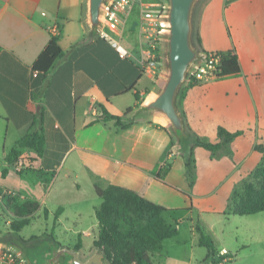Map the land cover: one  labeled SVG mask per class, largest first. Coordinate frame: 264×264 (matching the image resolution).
Listing matches in <instances>:
<instances>
[{"label":"crops","instance_id":"crops-1","mask_svg":"<svg viewBox=\"0 0 264 264\" xmlns=\"http://www.w3.org/2000/svg\"><path fill=\"white\" fill-rule=\"evenodd\" d=\"M143 9V0H137L119 13L117 23L101 24L99 32L93 33L86 21V0H0V120L4 122L0 158L5 162L6 175L12 171L24 177L34 171L40 180H45L43 192L42 182L26 185L23 177L16 180L17 190L0 187L19 194L23 198L20 203L38 202L35 213L47 209L49 215L44 197L56 187L59 177L77 191L83 180L94 189L114 184L168 209L178 208L149 198L154 188L156 194L160 185L172 186L169 177L174 164L161 180L144 165V152L141 157L134 156V148L139 145L141 149L157 146L163 151L167 146L161 144L159 135L151 136L153 132H163L162 139L169 140L168 156L175 153L184 164L180 144L172 143L175 135L168 122L165 120V126L157 125L154 119L137 123L138 118L147 116L144 114L123 129L113 119L103 118L106 111L130 119L133 111L155 93L158 79L143 66L147 49L140 27ZM53 26L57 32L52 31ZM197 29L204 51L234 49L241 70L193 86L184 83L178 107L192 131L212 142L217 141L218 126L243 133L231 142V157L216 160L207 149L194 148L196 179L191 188L185 178V165L183 170L187 186L183 193H189L191 200L187 198L192 202L183 209L191 221L194 214L224 216L231 190L263 156L253 146L255 142L264 145V0H203ZM51 37H56L63 55L54 60L47 73H38L32 64ZM117 44L128 49L129 55L122 57ZM129 107H134L133 111L124 115ZM38 110L43 114L45 136L42 155L21 148L18 159L8 163L6 155L26 133ZM9 133L12 137L7 141ZM17 161L26 166L17 169ZM172 214L168 216L176 218L178 224L183 221ZM56 223L59 224L58 216ZM93 225L97 228L96 218ZM191 232L193 242L199 245L193 229ZM91 233L94 240L97 229L95 233L89 228L78 232L83 244ZM13 246L21 252L26 247ZM222 250L233 258L234 254L224 247H216L215 257L220 258ZM23 256L29 264L24 253Z\"/></svg>","mask_w":264,"mask_h":264},{"label":"trees","instance_id":"trees-1","mask_svg":"<svg viewBox=\"0 0 264 264\" xmlns=\"http://www.w3.org/2000/svg\"><path fill=\"white\" fill-rule=\"evenodd\" d=\"M194 40L197 47H201L199 31L196 28ZM220 61L216 66L217 78L238 74L240 65L236 51L229 49L219 51ZM63 55V51L57 43L56 37H51L45 48L40 52L32 69L38 73L45 74L53 64L54 60ZM159 80V79H158ZM185 83L193 86L197 83L190 80L188 76ZM179 95V99L181 97ZM135 99H141L135 95ZM138 105V104H137ZM135 105V107H137ZM129 107L124 112L127 115L133 111ZM183 118L185 114L181 111ZM113 119L115 125L120 128H128L135 120H129L126 116H118L103 113V118ZM137 119V118H136ZM162 127V126H159ZM185 128L189 134L186 142L181 144L180 150L185 158V178L191 188L196 179V160L194 148L196 146L207 149L213 159H220L222 156H232L231 142L243 131H229L222 126L217 127V141L212 142L207 137L200 136L189 127L185 119ZM177 139L173 138L172 143ZM178 142V141H177ZM45 136L43 127V114L41 110L34 113V118L26 133L17 141L6 155L8 163H14L20 154V149H29L41 156L44 151ZM254 149L264 154V146L255 142ZM261 161L243 177L231 190L224 213L236 215H251L264 211V164ZM171 164H164L157 172V179H164ZM7 168L1 171L6 175ZM96 194L102 199L101 203L94 208V215L97 220V234L93 240L94 247L100 248L107 261V264H153L154 252L162 248L163 241L178 235V222L176 218H170L166 214L171 210L163 205L157 204L142 194L131 189L109 184L106 187H95ZM191 200V195L187 193ZM12 198L5 189L0 187V200ZM190 206L192 202L190 201ZM39 203L36 201H24L15 206L13 218L10 221V229L16 233L17 245L23 247L28 240L19 235L21 229L28 225L33 214L38 210ZM63 210L59 206L54 214L52 230L48 237L53 238L52 232L57 224V216ZM44 215L47 209L43 210ZM198 236V243L207 249V258L214 257L216 247L212 237L195 225ZM1 240V239H0ZM55 241V240H54ZM56 243V241H55ZM58 244V243H57ZM59 245V244H58ZM83 246L78 238L72 249L80 250ZM220 260V259H219Z\"/></svg>","mask_w":264,"mask_h":264},{"label":"rangeland","instance_id":"rangeland-1","mask_svg":"<svg viewBox=\"0 0 264 264\" xmlns=\"http://www.w3.org/2000/svg\"><path fill=\"white\" fill-rule=\"evenodd\" d=\"M164 1L165 0H143V2L149 5V8L153 10H157L160 5L164 3ZM202 2L203 0L198 1L193 12L192 41L195 46L197 45L194 40V32L197 28V19ZM159 45L161 47L163 57L164 36ZM161 81L162 79L158 80V84L154 92L158 89ZM153 94L154 93H152L149 98L153 96ZM146 115V117L138 118L137 123L142 120L151 121L154 119L157 125H167L166 121L163 122L161 118L151 117L150 114ZM157 135L160 137L161 144H165L167 146L163 149V151L157 146H151L148 149H141V146L139 145L134 148V156H140L144 152V165H147L148 170H150V174H153L154 176L164 164H174L169 177V181L172 186L164 184L160 185L158 193L156 192V194L153 191L155 189L154 188L152 193H149V198L154 201L161 202L162 204L177 206L178 208L170 210L171 212L169 211L166 216H168L169 213H173L172 216L182 217L183 221L178 224V235L173 238L166 239L163 242L164 247L161 252L159 250L154 252L153 264H220V260L217 256L209 259L207 258L206 247L193 242L191 229H193L195 233L194 237L198 238L199 236L195 230V225H198L202 231L212 237L214 245L219 250L224 247L226 250L229 252L231 251L234 254L232 259L228 260V262L224 261L222 264H264V211L253 215L243 216L228 215L227 213L223 216L222 214L210 213L205 217H197V215L194 214L192 216L193 221H191L189 216L186 217L184 215L186 210L183 209L184 206H190L189 199L183 193V190L187 189L183 172V160L182 158L177 159L175 153L168 156L167 149L170 148L168 142L169 140L166 139L165 141L162 139V135H164L163 132H157V134L156 132H153V134H151V136L155 138ZM11 137L12 135L9 133L7 141H9ZM3 140L4 122L0 120V149L2 147ZM262 162L264 164V159ZM4 164V160L0 158V185L17 190L15 187L16 180L19 177H23V174H16L15 172L10 171L7 175L3 176L1 171L4 168ZM39 177L40 176L36 172L28 171L23 179L25 180L26 185H34L42 182L41 191L43 192V181L45 180H40ZM47 179L49 178L47 177ZM80 184L81 189L77 191L70 185L69 182H66V180L62 179V177H59L56 187L48 192V194L44 197L45 205L50 211L49 215L46 214L45 216L43 211L35 213L31 218L30 223L24 226L19 232L20 236L29 240L27 245L36 244L39 240H41V238H45L47 234L51 232L54 214L59 206H62L63 210L58 214L59 224L55 225V231L52 232L56 244L58 243L61 247L64 246L72 249L81 235L78 234V232L87 228H89L90 231L92 229L94 233L96 232L97 228L93 225L95 222L93 209L101 203L102 199L96 194L95 189L89 181L83 180ZM6 192L10 195L12 200L10 202H7V199L2 200V202L0 201V242L5 244L6 252H15L19 249L17 246H13L16 245L15 243H17V240L15 237L16 233L10 229V221L13 218L15 206L20 203L23 198L21 199L19 194L9 193L8 191ZM222 196L223 194H221L218 199ZM92 235L93 233H91L88 238L83 240L84 244L80 249V256L82 259L87 258L95 248L93 245ZM9 247L10 250H6Z\"/></svg>","mask_w":264,"mask_h":264},{"label":"water","instance_id":"water-1","mask_svg":"<svg viewBox=\"0 0 264 264\" xmlns=\"http://www.w3.org/2000/svg\"><path fill=\"white\" fill-rule=\"evenodd\" d=\"M107 0H86V21L89 30L97 33L101 27L102 11ZM164 20V74L156 92L131 114L130 120L139 115H160L169 124L178 143L186 142L189 134L178 107L177 98L194 64L202 58L200 49L193 44V12L199 0H165ZM29 264H106L103 251L95 247L82 259L80 250L57 245L50 237L22 249Z\"/></svg>","mask_w":264,"mask_h":264},{"label":"built area","instance_id":"built-area-1","mask_svg":"<svg viewBox=\"0 0 264 264\" xmlns=\"http://www.w3.org/2000/svg\"><path fill=\"white\" fill-rule=\"evenodd\" d=\"M136 0H107L102 11V26L113 24L119 21V13L128 10ZM167 8V2L164 1L157 10L149 8L144 3V9L141 14V33L147 39V49L144 54L143 66L144 70L153 74L157 78H161L164 74L162 50L160 41L167 31V24L164 20V14ZM53 32H57V27L53 26ZM102 35H106L101 31ZM122 57L128 56L129 51L123 45H116ZM202 58L198 60L188 76L195 83H205L217 79L216 66L220 61L219 51H201ZM17 169L23 168L24 164L17 161L15 164ZM10 250V247L6 250ZM16 257V259H15ZM231 256L225 250L220 252V264L230 260ZM0 264H26L23 253L18 251L6 252L5 244L0 242Z\"/></svg>","mask_w":264,"mask_h":264},{"label":"bare ground","instance_id":"bare-ground-1","mask_svg":"<svg viewBox=\"0 0 264 264\" xmlns=\"http://www.w3.org/2000/svg\"><path fill=\"white\" fill-rule=\"evenodd\" d=\"M161 120H162L163 122H165V119H164L163 117L161 118Z\"/></svg>","mask_w":264,"mask_h":264}]
</instances>
